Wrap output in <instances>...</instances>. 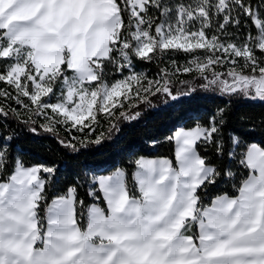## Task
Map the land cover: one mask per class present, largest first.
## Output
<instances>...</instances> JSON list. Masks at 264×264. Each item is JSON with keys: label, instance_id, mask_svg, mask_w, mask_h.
Segmentation results:
<instances>
[{"label": "snow or ice", "instance_id": "6c2138e0", "mask_svg": "<svg viewBox=\"0 0 264 264\" xmlns=\"http://www.w3.org/2000/svg\"><path fill=\"white\" fill-rule=\"evenodd\" d=\"M262 9L264 0L255 8L251 0H0V129L10 119L33 133L37 125L70 136L87 128L81 146L100 145L105 133L91 137L101 116L109 132L112 120L136 119L123 110L135 106L129 93L141 102L142 93L182 98L169 87L168 69L155 80L132 71L134 59L167 50L193 54L176 72H195L202 88L264 102ZM241 17L256 36L240 45L208 37L214 20L228 37L227 26L239 27ZM126 68L123 79L105 80L109 70ZM223 123L217 109L207 125L167 137L176 145L175 166L168 158L133 159L131 189L124 169L92 176L90 205L74 185L48 202L56 167H26L13 135L0 131V264H264V143L237 135L226 142Z\"/></svg>", "mask_w": 264, "mask_h": 264}, {"label": "trees", "instance_id": "16d2710c", "mask_svg": "<svg viewBox=\"0 0 264 264\" xmlns=\"http://www.w3.org/2000/svg\"><path fill=\"white\" fill-rule=\"evenodd\" d=\"M251 3L255 8L260 5V0H251ZM262 18H264V9H262ZM206 32L208 37L215 33L222 41L232 40L238 45L242 44L249 34L253 37L257 35V29L250 21L247 22L246 26L244 17H241L239 27H233L231 24L227 26V32L231 33V36L221 35L217 31L215 20L213 27L207 29ZM195 54L202 57L204 52L197 49ZM150 55L153 56L151 61L134 59L132 71L135 73L142 72L147 79L155 80L164 76L161 69H168V72L172 74L170 76L172 82L169 87L173 94L180 95L182 98L172 100L167 94L148 95L142 93V95H147V99L141 102L138 97L129 93L130 96H133L132 102L135 106L129 108L125 104L123 110L128 115L135 116L136 119L112 120L111 123L115 124L116 127L109 132L110 122L101 116L100 125L96 127L95 133L91 137L94 140L96 135L101 132L105 133L106 138L100 145L81 146L79 140L85 138V134L88 132L87 128L84 129V132H77L72 129L70 136L63 127H58V135H56L44 132L37 125V131L33 133L29 131V126L10 119L11 127L0 129V131L9 132L13 135V147L20 154V158L26 167L39 164L56 167L57 182L48 185L49 190L45 193L48 202L54 195L65 192L67 186L74 185L77 188L78 200L83 199L85 205L96 203L86 195L87 189L93 187L91 184L92 176L109 175L116 168L126 171L128 186L131 189L132 173L135 170L131 161L135 158H168L175 166L174 141L168 142L166 138L172 136L179 128L190 130L197 123L207 125L217 109L224 110L222 132L226 142L230 136L237 135L246 141L264 143V102L253 101L242 96H222L217 89L202 88L204 81L197 79L195 72L187 74L182 71L176 72L177 67L188 65L193 54L167 50L163 56L154 53ZM237 60L243 63L241 58H237ZM173 61H175V65L172 63ZM217 71H227V69L217 68ZM127 75H129L127 68L123 73L109 70L105 80L111 84ZM142 83H146V81ZM3 87L4 85L0 84V88ZM135 87L138 85H133V88ZM189 88L195 89V92L190 97H186L183 94ZM0 103L3 101L0 100ZM12 106L15 107V104L13 103ZM115 111L119 115L120 109ZM2 123L0 121V124ZM72 136L78 139L73 140ZM61 140L75 144L76 151L64 147L60 143ZM198 151L202 157L209 158V163L218 164V161L213 158L212 151H206L203 146H200ZM226 190L229 195H235L231 186H227ZM203 195L201 193L202 197ZM210 195H214V192ZM99 204L101 207L105 206L102 199ZM77 210L78 213L81 211L79 205ZM40 215H44L43 206Z\"/></svg>", "mask_w": 264, "mask_h": 264}, {"label": "crops", "instance_id": "0c3cea01", "mask_svg": "<svg viewBox=\"0 0 264 264\" xmlns=\"http://www.w3.org/2000/svg\"><path fill=\"white\" fill-rule=\"evenodd\" d=\"M179 129H181V128H179ZM179 129H177V130H179ZM177 130H176V131H177ZM174 133H175V132H174ZM173 135H174V134H173ZM174 145H175V142H174ZM175 147H176V145H175ZM157 159H158V158H157Z\"/></svg>", "mask_w": 264, "mask_h": 264}, {"label": "rangeland", "instance_id": "374dc122", "mask_svg": "<svg viewBox=\"0 0 264 264\" xmlns=\"http://www.w3.org/2000/svg\"><path fill=\"white\" fill-rule=\"evenodd\" d=\"M55 101V98H53V102Z\"/></svg>", "mask_w": 264, "mask_h": 264}]
</instances>
